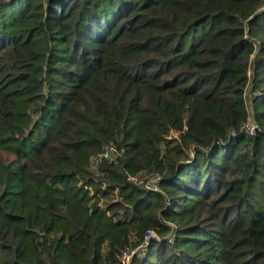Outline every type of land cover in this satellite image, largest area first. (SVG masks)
Returning <instances> with one entry per match:
<instances>
[{
	"label": "trees",
	"instance_id": "obj_1",
	"mask_svg": "<svg viewBox=\"0 0 264 264\" xmlns=\"http://www.w3.org/2000/svg\"><path fill=\"white\" fill-rule=\"evenodd\" d=\"M151 231L131 264H264V0H0V264Z\"/></svg>",
	"mask_w": 264,
	"mask_h": 264
},
{
	"label": "built area",
	"instance_id": "obj_2",
	"mask_svg": "<svg viewBox=\"0 0 264 264\" xmlns=\"http://www.w3.org/2000/svg\"><path fill=\"white\" fill-rule=\"evenodd\" d=\"M247 129L251 132L254 133L257 129V125L256 124H249L247 125ZM119 155V153L117 152L116 148L113 145H106L103 149V152L94 159L93 161V167H97L99 165L100 162H102L104 159H114ZM160 177L158 176H154L153 178L149 179L146 183H145V188L147 191H157L159 189V182H160ZM153 239H159V237L157 236V234L155 232H149L146 234V238H145V243L138 249L132 251V252H127L125 253V256L122 260V264H131L132 259L138 255V256H143L146 251L147 248L149 246V242Z\"/></svg>",
	"mask_w": 264,
	"mask_h": 264
}]
</instances>
